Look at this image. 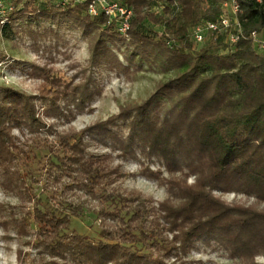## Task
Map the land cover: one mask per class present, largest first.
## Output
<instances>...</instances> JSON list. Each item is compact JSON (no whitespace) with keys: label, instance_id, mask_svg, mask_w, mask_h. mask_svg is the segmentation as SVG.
Listing matches in <instances>:
<instances>
[{"label":"trees","instance_id":"trees-1","mask_svg":"<svg viewBox=\"0 0 264 264\" xmlns=\"http://www.w3.org/2000/svg\"><path fill=\"white\" fill-rule=\"evenodd\" d=\"M115 1L134 10L127 36L103 12L92 16L91 0H13L15 9L6 23L0 22V35L6 38L16 36L23 21L33 39L39 32L33 25L41 22L49 23L45 34L64 25L79 30L90 40V64L96 69L120 73L146 64L171 73L144 102L68 134L43 120L37 100L43 101V115L69 122L101 94L93 76L63 91L61 82L55 84L49 104L0 86L1 163L19 149L13 129L48 131L55 137L47 142L51 157L42 189L49 207L40 206L44 198L34 190L33 174L19 168L11 172L20 206L29 209L19 233L34 230L32 264H168L167 258L179 261L199 242L222 247L239 264H256L255 258L264 256V209L227 203L216 192L243 193L264 202V50L250 37L253 31L264 35V1L238 0L244 37L237 43L227 33L202 43L193 39L195 26L221 19L224 0ZM149 23L161 24L160 36ZM5 58L0 50V59ZM34 69L36 74L41 70ZM87 138L110 153L91 152ZM115 152L122 160L137 158L142 174L165 186L168 197L156 203L137 191L102 193L126 176L121 164H110ZM138 155L156 158L160 167L152 169ZM88 198L101 206L96 241L68 233L71 217L83 212ZM65 203L67 212L60 211L57 205ZM156 248L164 252L162 258Z\"/></svg>","mask_w":264,"mask_h":264},{"label":"rangeland","instance_id":"rangeland-1","mask_svg":"<svg viewBox=\"0 0 264 264\" xmlns=\"http://www.w3.org/2000/svg\"><path fill=\"white\" fill-rule=\"evenodd\" d=\"M75 1L79 2L80 0ZM23 23L25 24L22 30H18L16 36L6 38L0 35V50L6 54L4 60L0 59V86L12 88L26 95L38 97V99L42 97L48 104L55 97L57 87L55 84L59 82H61L59 87L63 91L67 85L82 84L87 77L93 76L102 88L101 94L94 96L90 106L76 114L69 122L64 117L48 118L43 115L41 107L43 101L37 100L43 120L48 125H53V129L60 133L81 132L89 126L120 113L122 107L144 102L155 92L160 82L171 76V73H164L157 67L150 68L146 64L142 70L120 73L107 69H96L90 64L92 45L89 38L85 37L81 31L64 25L56 30L57 33L48 32L45 34L43 27L48 26L49 23L41 22L40 25H33V29L39 31L33 39L29 35L28 29L24 28L26 21ZM149 25L153 27L158 36L161 35L163 31L161 24L149 23ZM209 38L208 36L206 41ZM121 48L125 51L127 46L121 45ZM34 65L41 69L37 74ZM43 74L48 78L41 76ZM64 101V99L60 100L59 103L64 105ZM51 105L52 103L49 106L51 107ZM12 135L15 136V142L19 149L13 150L12 155L2 158L4 162H0V264H20L22 260L26 264H32L36 256V250L33 247L34 236H32L34 230H31L30 235L19 233L21 227L19 222L26 214L28 215L29 209L20 206L17 184L13 180L15 175L11 172L19 168L21 171L33 174L34 179L38 181L32 182L34 190L39 197L41 195L44 198L40 206L49 207L50 202L46 200L42 189L51 157L47 142L54 141L55 137L48 131H40L38 134L30 132L27 128H24L23 131L13 129ZM87 139L91 152L110 153V149L96 139ZM117 155V152L112 154L113 159L109 160L110 164L113 166L121 164L126 176L103 187L100 190L102 193L108 195L115 191H137L156 203L162 202L168 197L165 186L142 174V168L137 158L122 160ZM138 158L144 160L152 169L160 167L156 158H153L152 161L141 155H138ZM193 180L194 177H190L188 182L191 184ZM216 195L230 204L264 209V202L243 193L216 192ZM72 197L73 195H69V199ZM72 201L79 203L83 201V198L80 199L76 195ZM66 205L65 203L62 207L57 206L60 211L67 212L64 209ZM83 206L84 210L80 215L71 217L68 233H78L92 240H99L101 229L97 212L101 206L91 198L84 200ZM139 247L142 251H148L146 246L144 247L141 243ZM154 253L158 258L164 256V252L158 248L154 250ZM166 261L168 264H239L230 259L222 247L203 242L197 243L179 261H175L174 258H167ZM255 263L264 264V256H257Z\"/></svg>","mask_w":264,"mask_h":264},{"label":"built area","instance_id":"built-area-1","mask_svg":"<svg viewBox=\"0 0 264 264\" xmlns=\"http://www.w3.org/2000/svg\"><path fill=\"white\" fill-rule=\"evenodd\" d=\"M13 0H0V22L4 24L7 22L8 15L15 9ZM224 15L219 21H207L198 24L193 30V39L197 43L204 42L208 36L218 37L223 33H227L228 40L231 43H237L244 37V29L238 21V14L241 12L238 0H224ZM262 3L264 0H253ZM177 6V2H175ZM89 13L92 16H97L103 12L108 18L109 23L117 22L119 32L123 36H127L131 27V21L134 16L133 8L123 5L115 0H91ZM250 37L258 43L261 49L264 50V35L253 31Z\"/></svg>","mask_w":264,"mask_h":264}]
</instances>
